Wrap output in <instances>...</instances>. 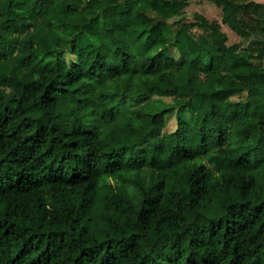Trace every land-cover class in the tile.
I'll return each mask as SVG.
<instances>
[{
    "label": "trees",
    "instance_id": "1",
    "mask_svg": "<svg viewBox=\"0 0 264 264\" xmlns=\"http://www.w3.org/2000/svg\"><path fill=\"white\" fill-rule=\"evenodd\" d=\"M210 1L0 0V264H264V0Z\"/></svg>",
    "mask_w": 264,
    "mask_h": 264
},
{
    "label": "rangeland",
    "instance_id": "2",
    "mask_svg": "<svg viewBox=\"0 0 264 264\" xmlns=\"http://www.w3.org/2000/svg\"><path fill=\"white\" fill-rule=\"evenodd\" d=\"M199 12L205 15L209 19H216L221 21V8L210 0H189V4L186 6L183 14V18L187 21L194 19V13ZM221 28L226 32L228 36L227 43H233L241 41L242 45L247 43V40H244L239 36L235 31H233L227 24L221 23ZM233 100H236L237 97H233ZM176 127V118L174 113H168L166 115V130H173Z\"/></svg>",
    "mask_w": 264,
    "mask_h": 264
},
{
    "label": "crops",
    "instance_id": "3",
    "mask_svg": "<svg viewBox=\"0 0 264 264\" xmlns=\"http://www.w3.org/2000/svg\"><path fill=\"white\" fill-rule=\"evenodd\" d=\"M223 24V23H222Z\"/></svg>",
    "mask_w": 264,
    "mask_h": 264
}]
</instances>
